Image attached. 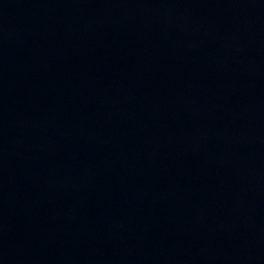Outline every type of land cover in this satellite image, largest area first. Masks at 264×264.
Masks as SVG:
<instances>
[{
	"label": "water",
	"instance_id": "95a60500",
	"mask_svg": "<svg viewBox=\"0 0 264 264\" xmlns=\"http://www.w3.org/2000/svg\"><path fill=\"white\" fill-rule=\"evenodd\" d=\"M0 264H264V0H0Z\"/></svg>",
	"mask_w": 264,
	"mask_h": 264
}]
</instances>
